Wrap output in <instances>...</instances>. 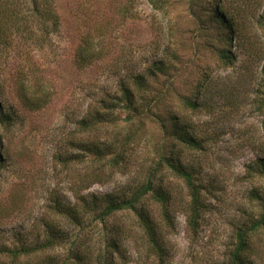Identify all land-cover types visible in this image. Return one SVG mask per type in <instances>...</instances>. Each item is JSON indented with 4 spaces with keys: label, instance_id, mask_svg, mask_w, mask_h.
I'll return each mask as SVG.
<instances>
[{
    "label": "rangeland",
    "instance_id": "obj_1",
    "mask_svg": "<svg viewBox=\"0 0 264 264\" xmlns=\"http://www.w3.org/2000/svg\"><path fill=\"white\" fill-rule=\"evenodd\" d=\"M165 1V11H159L148 0H34L40 14L52 12L57 16L56 31L42 38V16L36 15L31 0H13L15 24L0 16L7 31L0 55V97L12 114L11 124H0L5 155L0 165V235L15 231L42 234L44 218L53 216L46 207L51 190L70 195L66 188L77 167L67 171L54 161L53 154L72 137L74 120L104 92L112 93L120 77L165 58L176 70L159 78L174 81L177 92L190 91L198 81L209 83L208 101L214 109L186 110L184 114L198 127H207V133L214 132L205 142L207 149L197 154L203 164L202 180L213 189L206 197L208 207L196 231L187 227L181 204L174 206V229L161 230L162 263L147 250L131 214L109 219V224L131 229L130 236L121 240L126 257L114 254L115 262L227 261L237 226L259 213L250 191L264 187V176L247 172L249 164L264 157V0ZM215 1L238 26V36L231 45L236 60L227 68L220 67L210 47L219 25L210 23L208 30L201 31L192 18L194 13L211 16ZM86 42L101 54L86 67L78 68L76 53ZM233 83V99L222 105L213 93ZM22 92L31 99L43 96L44 105L25 106ZM147 131L145 137H158L155 127ZM139 149H143L141 145ZM169 179L165 175V180ZM127 180L131 177L116 174L111 181L95 183L89 190L108 192ZM251 246L259 255L256 264H264L261 233L251 237ZM67 247L20 259L19 264H39L48 255L62 256ZM4 260L11 264L9 259Z\"/></svg>",
    "mask_w": 264,
    "mask_h": 264
},
{
    "label": "trees",
    "instance_id": "obj_2",
    "mask_svg": "<svg viewBox=\"0 0 264 264\" xmlns=\"http://www.w3.org/2000/svg\"><path fill=\"white\" fill-rule=\"evenodd\" d=\"M31 2L36 15L42 16L41 38L55 32L57 16L52 12L40 14L37 4L34 0ZM148 2L154 9L165 11V0ZM13 3V0L0 1V16L11 24L17 14ZM219 4L214 2L211 16L194 13L192 18L201 31L208 30L210 23L219 25L210 47L220 67L227 68L236 60L231 45L238 36V26L220 10ZM21 20L26 23L24 17ZM6 32L0 19V55L7 42ZM93 46L86 42L78 48L75 58L78 68L86 67L100 56ZM172 70H176L175 66L160 58L142 70L130 71L117 80L112 93L104 92L79 114L74 120L72 137L67 139L64 148L53 154L54 161L67 171L77 167L75 175L69 176L71 180L66 188L70 197L51 190L46 207L53 216L44 218L42 234L32 236L31 231H15L0 235V264H6L5 258L11 264H19L20 259H31L66 245V254L48 255L39 264H116L114 254L126 257L121 240L131 234V229L107 222L116 219L118 214L132 215L147 250L160 263L164 258L161 230L174 229L176 204L182 206L180 210L185 214L187 227L191 231L199 228L208 207L206 197L213 188L202 180L203 164L197 154L207 149L205 142L214 132L207 133V127L191 123L184 111L206 109L210 112L214 106L208 101L211 90L206 80L198 81L188 92L179 93L174 81L159 78ZM235 91L233 83L213 94L223 105L232 101ZM21 96L28 107L39 108L45 103L43 96L31 99L25 92ZM11 122L12 114L0 97V124ZM262 126L264 130V119ZM148 127L158 130L156 139L145 137ZM2 142L0 136V165L5 160ZM140 145L143 149H139ZM247 172L264 176V157L249 164ZM116 174L131 180L104 193L89 190L95 183L111 181ZM165 175L170 177L168 181ZM250 196L259 205V213L237 226L233 247L222 264H256L255 257L259 255L252 249L251 237L261 233L264 238V187L254 188ZM97 225H101L99 230L90 233Z\"/></svg>",
    "mask_w": 264,
    "mask_h": 264
}]
</instances>
